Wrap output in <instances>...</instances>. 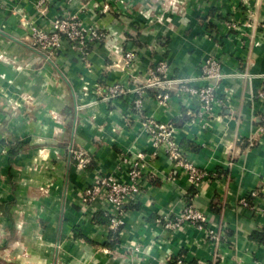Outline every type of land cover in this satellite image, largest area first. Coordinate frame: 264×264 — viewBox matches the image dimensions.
<instances>
[{
    "label": "crops",
    "instance_id": "crops-1",
    "mask_svg": "<svg viewBox=\"0 0 264 264\" xmlns=\"http://www.w3.org/2000/svg\"><path fill=\"white\" fill-rule=\"evenodd\" d=\"M49 1L43 14L34 0L0 7V264H171L183 255L191 263L264 264V0ZM64 12L106 32L86 60L68 46L50 58L32 46L29 24L49 28ZM130 49L138 58L126 66ZM209 56L224 72L209 112L173 90L166 105L158 87L144 98V118L171 124L209 175L193 199L205 226L170 229L166 220L177 219L192 184L155 153L144 118L130 115L134 89L161 58L176 83L201 86ZM116 82L133 91L109 98ZM71 149L92 163L80 169ZM125 154H142L144 188L110 245L109 226L94 219L106 205L84 203L82 191L101 174L126 178ZM244 197L255 208L242 205Z\"/></svg>",
    "mask_w": 264,
    "mask_h": 264
},
{
    "label": "built area",
    "instance_id": "built-area-1",
    "mask_svg": "<svg viewBox=\"0 0 264 264\" xmlns=\"http://www.w3.org/2000/svg\"><path fill=\"white\" fill-rule=\"evenodd\" d=\"M28 1V0H23ZM49 0H34L37 8H42L40 13H45L46 3ZM4 5V0H0V7ZM29 34L32 40V46L35 49L48 53V58L57 51L68 46L76 50L82 60H86L90 50L99 44L106 37V32L100 26H85L82 20L74 14L64 12L53 17L49 28L42 27L35 22L28 26ZM138 53L135 49L127 50L124 54L126 66H131L137 61ZM202 78L205 83L196 86L186 81L177 82L168 77L169 64L166 58H161L154 62L147 72L146 82L134 89L136 94L132 104L130 115H137L144 118V101L147 95V88L150 86L158 87L160 90L156 98L160 104L166 105L172 97L171 90L179 97H195L200 103L204 112H209L214 105L218 103L217 84L222 79L224 72L221 61L215 56H209L201 65ZM133 91L123 82H116L108 86V97H117ZM264 97V85L260 92ZM144 125L149 135L150 142L155 149V153L162 150L170 160H173L178 167H181L187 174L189 182L196 189L202 181L208 179L209 175L205 170L200 169L187 155L186 150L178 143L173 136L174 128L171 124L158 121L153 118H144ZM73 152L74 158L80 169L87 168L92 163V157L85 151L78 150ZM142 154H137L135 159H130L128 155L121 157V165H127L128 170L122 178L117 173H107L98 175L94 181L83 188L82 200L84 203L94 204L96 202L106 205L105 215L110 217V229H117L123 224L125 207L138 201L139 195L144 188V174L142 172V163L140 159ZM120 165V167H121ZM257 196V191L251 193ZM196 193L191 196V201L185 199L182 211L175 221L167 219L165 226L175 229L192 223L202 228L207 220L206 213L199 210L194 204L193 199ZM241 204L244 206L254 205L248 198H242ZM108 205V206H107ZM264 216V207L262 208ZM264 229V227H263ZM213 232L210 231L209 234ZM176 264H202L191 263L185 259V256H179ZM210 264V263H205Z\"/></svg>",
    "mask_w": 264,
    "mask_h": 264
},
{
    "label": "trees",
    "instance_id": "trees-1",
    "mask_svg": "<svg viewBox=\"0 0 264 264\" xmlns=\"http://www.w3.org/2000/svg\"><path fill=\"white\" fill-rule=\"evenodd\" d=\"M18 142V141H16ZM13 152V151H12ZM197 192V189L192 186L190 188V191L187 194V201H191V196H193L195 193ZM130 205L126 206L125 209H127ZM94 219L96 220V222L99 223H104L107 224L108 226L110 225V217L105 215L104 212H98L95 216ZM123 225H120L119 228L117 229H110L109 230V236H110V245H114L116 242L119 241V233L122 229ZM178 259V256L174 257V259H172V263L171 264H176V261Z\"/></svg>",
    "mask_w": 264,
    "mask_h": 264
},
{
    "label": "rangeland",
    "instance_id": "rangeland-1",
    "mask_svg": "<svg viewBox=\"0 0 264 264\" xmlns=\"http://www.w3.org/2000/svg\"><path fill=\"white\" fill-rule=\"evenodd\" d=\"M91 2H92L94 5H96V3H98L96 0H94V1L92 0ZM171 2H172V1H171ZM112 4L114 5V2H108V1H107V6H109V8H110L111 6L113 7ZM107 8H108V7H107ZM74 15H76V13H75ZM77 16L79 17L78 14H77ZM79 18H80V17H79ZM80 19H81V18H80Z\"/></svg>",
    "mask_w": 264,
    "mask_h": 264
}]
</instances>
